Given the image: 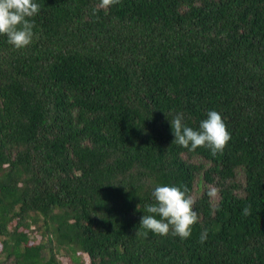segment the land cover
<instances>
[{
    "label": "trees",
    "instance_id": "obj_1",
    "mask_svg": "<svg viewBox=\"0 0 264 264\" xmlns=\"http://www.w3.org/2000/svg\"><path fill=\"white\" fill-rule=\"evenodd\" d=\"M35 2L30 46L0 35V264H264V0ZM212 110L223 153L173 142ZM156 185L190 238L140 226Z\"/></svg>",
    "mask_w": 264,
    "mask_h": 264
},
{
    "label": "clouds",
    "instance_id": "obj_2",
    "mask_svg": "<svg viewBox=\"0 0 264 264\" xmlns=\"http://www.w3.org/2000/svg\"><path fill=\"white\" fill-rule=\"evenodd\" d=\"M120 2L121 0H100L93 9V15L98 10H107ZM40 11V5L35 0H0V35L6 36L7 42L17 50L27 48L35 36V22L32 18ZM184 119L183 113H177L170 123L173 142L189 151L207 148L215 156L223 153L232 139L222 114L216 110L207 113V118L200 122L198 129L187 126ZM207 194L215 199L218 189L210 186ZM152 197L154 202L145 205L147 214L141 217L140 226L159 236L171 234L181 240L190 238L200 216L195 209L196 200L189 193L188 187L156 185ZM242 214L250 215V206H246ZM206 239L207 232L204 230L200 243L203 244Z\"/></svg>",
    "mask_w": 264,
    "mask_h": 264
}]
</instances>
